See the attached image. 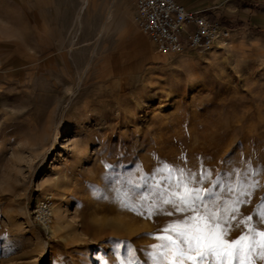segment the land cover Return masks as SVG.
<instances>
[{
	"label": "rangeland",
	"instance_id": "rangeland-1",
	"mask_svg": "<svg viewBox=\"0 0 264 264\" xmlns=\"http://www.w3.org/2000/svg\"><path fill=\"white\" fill-rule=\"evenodd\" d=\"M133 11L0 0V264H200L161 238L205 206L264 264V27L163 54ZM185 184L199 213L163 202Z\"/></svg>",
	"mask_w": 264,
	"mask_h": 264
},
{
	"label": "built area",
	"instance_id": "built-area-1",
	"mask_svg": "<svg viewBox=\"0 0 264 264\" xmlns=\"http://www.w3.org/2000/svg\"><path fill=\"white\" fill-rule=\"evenodd\" d=\"M133 19L163 54L186 48L209 49L231 30L177 0H134ZM42 202V217L48 220L52 201L47 198Z\"/></svg>",
	"mask_w": 264,
	"mask_h": 264
},
{
	"label": "snow or ice",
	"instance_id": "snow-or-ice-1",
	"mask_svg": "<svg viewBox=\"0 0 264 264\" xmlns=\"http://www.w3.org/2000/svg\"><path fill=\"white\" fill-rule=\"evenodd\" d=\"M184 194L178 197V203L172 199H165V204H172L176 212L184 213L186 211H193L199 213L201 211L199 204L203 203L200 188H189L187 184L184 185ZM235 211V210H233ZM205 220H213L215 218V225H205L207 231L202 232L198 225L193 224L192 227L184 228L183 225L192 224L197 221L196 215H190L185 219H182L177 226L173 229L176 232L177 239L173 240L171 236L162 237L166 240L167 245L162 247H171V250L185 255L187 253L195 252L199 257L200 264H213L214 261H218V264H251L253 256V248L256 243L255 239L251 244H243L245 241V235H240L237 239L231 242L222 239L230 229L228 228V221H222L216 218L215 212H210L209 208L205 206L203 209ZM171 214V213H169ZM251 216L247 217L250 221ZM224 224V228L221 229V224ZM264 227V223L259 225ZM216 229H221L220 232H216ZM260 237H264V231H258L255 233ZM182 245H186V250L182 248ZM260 246L264 248V241L260 242ZM259 259L264 261V252L259 253Z\"/></svg>",
	"mask_w": 264,
	"mask_h": 264
},
{
	"label": "crops",
	"instance_id": "crops-1",
	"mask_svg": "<svg viewBox=\"0 0 264 264\" xmlns=\"http://www.w3.org/2000/svg\"><path fill=\"white\" fill-rule=\"evenodd\" d=\"M210 20L264 27V0H177ZM229 28L230 25L228 26ZM232 29V28H231Z\"/></svg>",
	"mask_w": 264,
	"mask_h": 264
},
{
	"label": "bare ground",
	"instance_id": "bare-ground-1",
	"mask_svg": "<svg viewBox=\"0 0 264 264\" xmlns=\"http://www.w3.org/2000/svg\"><path fill=\"white\" fill-rule=\"evenodd\" d=\"M223 42H226V41H223ZM63 131H65L64 126H62V128H61V132H60V133H62ZM38 204H39V206L42 205V204H43L42 200H41ZM44 214H46V213H44ZM44 214H43V215H44ZM52 231H53V230H52Z\"/></svg>",
	"mask_w": 264,
	"mask_h": 264
}]
</instances>
